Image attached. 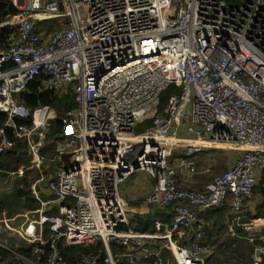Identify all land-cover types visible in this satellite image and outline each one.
I'll list each match as a JSON object with an SVG mask.
<instances>
[{"label":"built area","instance_id":"built-area-1","mask_svg":"<svg viewBox=\"0 0 264 264\" xmlns=\"http://www.w3.org/2000/svg\"><path fill=\"white\" fill-rule=\"evenodd\" d=\"M10 1L17 12L0 22V35L13 30L0 42V155L21 142L28 163L0 173L51 170L53 198L13 233L19 247L0 246L17 264H215L202 213L228 198L239 213L264 171V0ZM173 83L180 92L160 112ZM32 84L71 90L79 106L60 116L41 101L31 109L23 99ZM144 119L152 126L136 134ZM210 146L241 155L204 190L179 187L177 174L197 172L191 159ZM135 164L154 181L149 214L173 209L152 231L136 228L142 213L121 194ZM263 218L243 224L251 241H264ZM61 240L101 247L70 261Z\"/></svg>","mask_w":264,"mask_h":264},{"label":"trees","instance_id":"trees-1","mask_svg":"<svg viewBox=\"0 0 264 264\" xmlns=\"http://www.w3.org/2000/svg\"><path fill=\"white\" fill-rule=\"evenodd\" d=\"M16 12H17V9L11 4L10 0H0V22L3 21L9 15L14 16ZM53 27H54V23L51 24L49 28L52 29ZM10 34H11L10 31H5L4 33H2L0 35V42L6 40L10 36ZM179 92H180V86L178 84L173 83L161 94L160 102H159L160 112L164 110L166 104L168 103L170 96L173 94H177ZM24 99L28 107H30L31 109H34L38 101H41L43 105L49 106L50 108L54 109L59 114V116L65 114L66 111L72 110L78 106V101L76 100V94L73 91L69 90L63 95H60V94L54 95L53 93H50L48 91L39 92L36 84H32L29 86L28 93L25 95ZM2 117L3 116H0V122L2 120ZM53 122H54L53 132L58 133L61 130L62 123H60L59 120H54V119H53ZM139 125L137 127L138 129L136 132H143L144 130L152 126V120L145 119L141 121ZM10 135H12V133H10ZM21 147H22V143L18 142L14 149L9 150L7 153H5L3 157L0 158L1 169H7L10 171H13L16 168H18L17 165L19 163L25 162V160L21 159V156L18 155V151L20 150ZM37 176H39V174ZM28 179H29V176L27 175V172H26L23 178L18 179L19 180L18 183L20 185L16 186L13 192L0 194V211H5L6 213H8L9 216H11L21 209L22 210H34L35 212L40 208L39 201L34 197V195L31 192V188H30L31 183L28 182ZM260 179L261 181L257 184L256 188H257V191H262V193L264 194V171H262V174L260 175ZM42 198L49 199L50 196L43 194ZM159 214L160 213H157L156 215L137 214L135 218L136 228L142 232L152 231L153 225H154L153 223L154 219L159 217ZM261 214L262 212L259 213V215ZM161 219L165 221H169L167 218H161ZM46 229H47L46 230V237H47L49 236V232H48L49 225L48 224L46 225ZM11 243L8 242V244H10L9 246H11L12 249L15 250L17 247H19L17 246V244H13V241H11ZM98 245L99 244L65 245L63 240L58 242L59 249L65 256V258L70 261L75 257L77 253L89 252V251L95 250L96 248H100L101 246L100 245L98 246ZM19 249L21 251V252L19 251L20 254H27L30 251L29 246H25ZM251 250L252 248L250 247V252H252ZM231 251L232 253L233 252L235 253L239 261L245 257L243 252L240 251V246L235 249L232 248ZM250 252H249V255H250ZM163 255L167 256V252L165 251ZM0 264H17L14 261V254L10 250L8 249L6 250L2 246H0ZM263 264H264V261H263Z\"/></svg>","mask_w":264,"mask_h":264},{"label":"crops","instance_id":"crops-1","mask_svg":"<svg viewBox=\"0 0 264 264\" xmlns=\"http://www.w3.org/2000/svg\"><path fill=\"white\" fill-rule=\"evenodd\" d=\"M11 17L12 16L9 15V20L11 19ZM6 19L7 18H5L3 21H5ZM6 31H8V30H6ZM9 31L11 33H13L12 29H9ZM221 148L222 147L215 148V149H208V150L205 149V151L201 152L200 154L195 155L194 163L196 166V170H197V166L198 167H206V166L211 167V166H213L214 163H212L213 156H212L211 152L218 153V152L225 151V149L222 148L223 149L222 150ZM18 155L21 156V159L25 160V162L19 163L17 165L18 168L20 169L19 166L20 165L22 166L23 164L26 163V157L20 153H18ZM239 155H241V152L239 153ZM201 158L204 159V162H201ZM0 169H1V167H0ZM3 170L10 171L7 169H3ZM5 171L3 173L7 174V172H5ZM186 172H188V171H186ZM39 173H40V171H39ZM24 175H25V173L22 176H18V178L21 179V178H23ZM177 175H178V179H179V184L183 188L189 187L183 179L184 178V171L179 172ZM197 175H203V174H197ZM197 175H195V176H197ZM191 176H192L191 172H188L187 178H190ZM11 177H13L15 179L14 175ZM207 182L208 181H206V182L203 181V183L200 185L201 182L197 181L196 188H198V189H196V190H204L205 186L209 183V182L208 183ZM34 183L35 182H33V184ZM152 188H153V186H152ZM152 188L149 190V192L152 190ZM190 188H192V187H190ZM45 190L46 189H44V191H42V193L49 196L50 193L48 192V190L45 192ZM144 198L145 197H143L142 199H138V201H137V203L139 202L138 205L132 206V209L134 212H139L142 214H149V212L151 211V207L143 203ZM229 210H230V212H228ZM22 211H23L24 215H25V213L30 212L31 216L35 215V212H36V211L34 212V210H22ZM1 212L3 214L5 213L8 215V213H6L5 211H0V213ZM172 212H173V209H172V207H170V208H168V210L162 211L159 214V217L167 218L170 222ZM260 212H262L261 215H259ZM150 214H152V213H150ZM202 214L204 215V217L206 218V221H207L206 225L204 227V230H205L204 242L209 243L215 249V254L210 258V261H212L215 264H231V263H227V261H225L226 260L225 253L231 251L232 248L235 249V248L239 247L241 241L246 240V241L250 242V245L252 248V250H251L252 252H250V257L248 259L247 264H252V262L256 256L255 255V253H256L255 248L260 246L257 244V241H262V240H258V238H257L255 241H251L249 233L244 228L243 224L247 223L248 221H250L251 219H253L255 217H260V216L264 217V194L262 193V191L255 192L253 199L249 203H247V205L245 207L243 206L239 210V213H235L233 211L232 200L230 198H228L224 202V204H222L219 207L214 208V209H208L207 211L203 212ZM259 234L264 235V224L261 226V228L259 230ZM25 244H27V243H24L23 245H25ZM20 248H23V246H21ZM244 261L245 260L242 259L239 263L236 262L235 264H240L241 262H243V264H244Z\"/></svg>","mask_w":264,"mask_h":264},{"label":"rangeland","instance_id":"rangeland-1","mask_svg":"<svg viewBox=\"0 0 264 264\" xmlns=\"http://www.w3.org/2000/svg\"><path fill=\"white\" fill-rule=\"evenodd\" d=\"M50 23L53 24V23H55V21H51ZM158 111H160L159 106H158ZM137 133H139V132H137ZM223 149H225V148H223ZM239 153H240L239 151L226 150V149H225V151L218 152V153L211 152V154L213 156L212 163H214V165L211 167L206 166V167L210 168L209 171H207V172H202V170L205 167H198L197 166V172H194V171L191 172L192 176L190 178H187L188 172H186V169H184V178L183 179H184L185 183L189 186L187 188L192 187L193 189H198V188H196L197 181L201 182L200 183V185H201L203 183V181L210 182L215 176L225 172L229 167H231V165L234 162V159L239 155ZM201 162H204L203 158H201ZM17 169H19V168H16L15 170H17ZM47 172H48V175L50 176V174H49L50 171H47ZM38 174H39V176H37ZM197 174H203V175H197ZM27 175L29 176L28 182L31 183V186H32L33 182H35L37 179L40 178V173H39V171H36V170L27 171ZM195 175H197V176H195ZM14 176H15V179L11 176H8V174L0 173V194L11 193L16 186L20 185L18 183V181H19L18 179H20V178H18V175H14ZM153 185H154V181L152 179L151 174L144 169H137L133 172L130 179L121 186V194L129 202V205L132 208V206L138 205V203H139V202L137 203L138 199H142L143 197H146L148 195L149 190L152 188ZM31 186H30V188H31ZM40 186H41V187H39L40 190L44 191V189L47 188V179H45L44 182L40 184ZM46 191H47V189L45 190V192ZM228 212H230V210ZM35 214H37V211L35 212ZM29 217H32L30 212L25 213V215H24L23 211H21V210H18L16 213H14L11 216H9L5 213L3 214L1 212L0 213V244L2 241L3 242L7 241V242H4V244L7 246L8 249L9 248L12 249V247L9 246L10 244H8V242L11 243V241H13V244L17 243L18 240L13 237V235H14L13 233H15V231L17 229H19V227ZM25 243H27V242H25ZM257 244L260 246L255 248V252H256L255 254L257 255V253H258L257 249L258 248L263 249V251L261 252V253H263L262 254L263 257H261V264H263V261H264V241H257ZM6 246L4 248L7 250ZM22 246L24 247V246H28V245L25 244ZM239 246H240V251L243 252V254L245 256L243 258V260H245L244 264H247L248 259L250 257V255H249L250 247H251L250 242L243 240V241H241ZM225 257H226L225 261H227V263L235 264L236 262L239 263L241 261V260L239 261L237 259L235 253L234 252L232 253V251L226 252ZM240 264H243V262H241Z\"/></svg>","mask_w":264,"mask_h":264},{"label":"bare ground","instance_id":"bare-ground-1","mask_svg":"<svg viewBox=\"0 0 264 264\" xmlns=\"http://www.w3.org/2000/svg\"><path fill=\"white\" fill-rule=\"evenodd\" d=\"M50 26H51V23L49 24ZM58 24L55 22L54 23V27L53 28H55L56 26H57ZM52 28V29H53ZM52 29H50L49 28V30H52ZM137 58V56H135V57H132V58H130V61H134L135 59ZM28 90H29V87L26 89V92L24 93L25 95L28 93ZM63 94V93H62ZM62 94H60V95H62ZM23 101L25 102V99H23ZM26 103V102H25ZM45 106V105H44ZM78 106H79V102H78ZM77 106V107H78ZM76 107V108H77ZM76 108H74V109H76ZM54 120H59L58 118H56V119H54ZM145 120V119H144ZM143 121V120H142ZM139 125V124H138ZM147 130V129H146ZM146 130H144V131H146ZM143 131V132H144ZM143 132H139V133H137L136 132V134H141V133H143ZM52 134V133H51ZM49 137H52L51 135H49ZM215 148H219V147H212V146H210V147H208L206 150H208V149H215ZM203 151H205L204 149H201L200 151H199V153H201V152H203ZM8 152V151H7ZM7 152H5V153H7ZM5 153L4 154H2V155H0V158L1 157H3L4 155H5ZM52 155V154H51ZM47 156H49V155H47ZM236 159V158H235ZM191 161L192 162H194V159H191ZM28 162H26V164H27ZM31 170H36V171H39V169H37V168H33V169H30V171ZM48 171H50L51 172V170H48ZM184 171V170H183ZM186 171H188V172H193V171H190L189 169H186ZM27 172V171H26ZM25 172V173H26ZM43 173H45V175L43 176ZM24 174V173H23ZM23 174H21V175H19V174H16V175H18V176H22ZM49 175H48V172H47V170L46 171H40V178L39 179H37L36 181H35V183L32 185V186H34L35 185V188L38 190V196L37 197H41L42 196V191L40 190V184L41 183H43L44 182V180L45 179H47V190H48V192L50 193L49 194V196H50V198L49 199H42V200H40L39 201V203L40 204H43L44 202H46L47 200H50V199H52L53 198V195L51 194V192H50V189H49V187H48V180L50 179V178H52L53 176L50 174V176L48 177ZM260 176V175H259ZM177 177H178V175H177ZM41 178H43L42 180H40ZM178 185H179V187H181L180 186V184H179V182H178ZM31 186V187H32ZM257 186V185H256ZM206 187V186H205ZM183 188V187H182ZM189 189H193V188H189ZM196 190V189H195ZM198 191H200V190H198ZM36 197V198H37ZM263 253H261V255H262ZM256 255V254H255ZM254 263V262H253ZM252 263V264H253ZM259 264H261V261L259 262Z\"/></svg>","mask_w":264,"mask_h":264},{"label":"water","instance_id":"water-1","mask_svg":"<svg viewBox=\"0 0 264 264\" xmlns=\"http://www.w3.org/2000/svg\"><path fill=\"white\" fill-rule=\"evenodd\" d=\"M140 167H139V165L138 164H135V166H134V170H137V169H139Z\"/></svg>","mask_w":264,"mask_h":264}]
</instances>
